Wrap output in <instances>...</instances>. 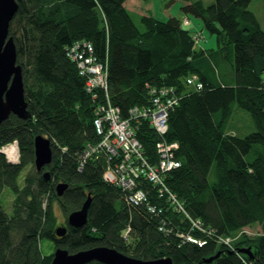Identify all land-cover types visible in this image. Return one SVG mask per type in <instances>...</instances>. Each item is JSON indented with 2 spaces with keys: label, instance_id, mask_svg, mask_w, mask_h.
Wrapping results in <instances>:
<instances>
[{
  "label": "trees",
  "instance_id": "1",
  "mask_svg": "<svg viewBox=\"0 0 264 264\" xmlns=\"http://www.w3.org/2000/svg\"><path fill=\"white\" fill-rule=\"evenodd\" d=\"M16 1L9 35L30 116L11 114L0 124V148L16 140L19 150L16 163L0 151V196L4 188L13 194L12 214L0 200V264H50L57 247L72 253L98 245L144 260L169 257L173 264H264V28L248 8L252 0H183L186 17L200 18L215 34L217 47L210 50L199 47L194 35L202 34L188 28L185 18L146 14L139 29L127 0ZM82 39L107 61L109 99L122 117L131 107L150 106V87L175 89L178 102L169 110L163 137L143 118L136 122V137L150 159L158 140L178 142L181 165L165 183L201 228L151 184L143 186L156 213L129 202L125 191L103 179L114 161L102 151L78 168L86 146L100 139L94 126L99 99L86 92L85 78L66 55V48ZM212 60L228 65V80L215 74ZM192 74L202 82L200 90L187 84ZM235 107L250 114L255 128L242 137L224 128ZM37 134L50 141L47 179L34 166ZM255 145L261 148L248 159ZM60 182L67 187L58 195ZM88 196L86 223L67 224L64 235L56 236L55 207L66 219ZM255 223L260 232L246 234L244 228ZM226 237L228 244L222 241ZM42 238L53 241L49 254L41 252ZM241 248H249L250 255L238 252ZM216 253L211 262L203 261Z\"/></svg>",
  "mask_w": 264,
  "mask_h": 264
},
{
  "label": "built area",
  "instance_id": "2",
  "mask_svg": "<svg viewBox=\"0 0 264 264\" xmlns=\"http://www.w3.org/2000/svg\"><path fill=\"white\" fill-rule=\"evenodd\" d=\"M189 23V19L185 18L184 24ZM194 38L198 42L202 36L196 33ZM66 55L76 63L79 74L85 78L86 92L94 99H99L94 109V126L100 139L97 143L86 146L79 157L78 168H82L92 154L102 151L114 161L104 170L103 179L125 191L129 202L146 204L149 212L156 213L157 208L149 204L148 190L143 186L144 183L151 184L156 187L160 195L167 192L174 208L182 212L191 221L193 227L201 228L200 221L191 218L165 183L166 175L181 165V161L176 156L178 142H167L163 138L158 140L155 143V155L153 159H150L144 154L142 144L136 137V122L140 118L148 119L155 131L163 137L168 129L169 110L178 102L175 89L169 86L150 87V106L131 107L129 116L125 118L109 99L107 61L99 60L94 55L92 43L83 39L76 40L66 48ZM187 84L195 90H200L203 86L196 74L187 77ZM101 95L103 98H100ZM9 146L16 147V156L8 155L6 149ZM0 151L5 154L8 161L18 162L19 152L16 140L2 146ZM159 229L162 230L163 227L159 225ZM185 238L198 244L204 243L190 235ZM222 241L228 244L231 238L226 237Z\"/></svg>",
  "mask_w": 264,
  "mask_h": 264
},
{
  "label": "water",
  "instance_id": "3",
  "mask_svg": "<svg viewBox=\"0 0 264 264\" xmlns=\"http://www.w3.org/2000/svg\"><path fill=\"white\" fill-rule=\"evenodd\" d=\"M16 0H0V124L11 114L21 119H27L30 112L25 99L22 67L17 63L16 48L13 37L9 35V24L17 11ZM52 160L50 141L42 134L34 137V166L41 171L44 178L49 177V171L45 168ZM66 183H58L55 190L61 195ZM91 203L88 196L79 209L70 212L65 223L58 225L55 229L56 236H62L66 232V225L81 227L87 221V212ZM240 253L250 255L249 248H241ZM219 253L204 259L211 262ZM98 261L103 264H173L169 257L155 259H139L121 253L115 248L104 245L69 252L67 249L57 247L53 251L50 264H87Z\"/></svg>",
  "mask_w": 264,
  "mask_h": 264
},
{
  "label": "rangeland",
  "instance_id": "4",
  "mask_svg": "<svg viewBox=\"0 0 264 264\" xmlns=\"http://www.w3.org/2000/svg\"><path fill=\"white\" fill-rule=\"evenodd\" d=\"M193 1V0H190ZM205 3H210L212 0H203ZM185 4L183 0H127L125 2V6L129 11L133 22L137 25L139 29H143V25L140 21V17L142 15L151 14L155 18L160 20H165L170 16H176L178 18H187L191 22L187 25L188 28L191 30H201L202 38L199 40V46L202 49H215L217 47L216 37L215 34L208 32L202 24L200 18L189 14L186 15L182 12L181 6ZM256 16L257 20L259 21L261 27L264 28V0H252L248 7ZM196 30V31H197ZM211 65L213 71L217 76L220 78H224L228 80V74L226 73V68L228 65L225 66L221 63H216L213 60L211 61ZM225 131L229 134H234L239 137H242L251 131H253L254 124L251 119L250 114L240 108L235 107L230 119L225 124ZM261 148L260 145H255L253 150L247 156L248 159L253 157L252 152L256 149ZM19 152V150H18ZM28 170L21 174L19 178V183H22L23 175ZM48 170V169H46ZM1 204L4 210L8 214H12V202H13V194L9 188H4L0 196ZM55 212L57 215V220L62 225L65 223V217L62 215L58 207H55ZM244 231L248 235H255L260 232V225L258 223L252 224L250 226H246ZM40 249L42 254L46 255L53 251V241L47 238H42L40 243Z\"/></svg>",
  "mask_w": 264,
  "mask_h": 264
},
{
  "label": "bare ground",
  "instance_id": "5",
  "mask_svg": "<svg viewBox=\"0 0 264 264\" xmlns=\"http://www.w3.org/2000/svg\"><path fill=\"white\" fill-rule=\"evenodd\" d=\"M6 152L8 153V155L10 157H13V156H16L17 154V149L15 146H9L7 149H6Z\"/></svg>",
  "mask_w": 264,
  "mask_h": 264
},
{
  "label": "crops",
  "instance_id": "6",
  "mask_svg": "<svg viewBox=\"0 0 264 264\" xmlns=\"http://www.w3.org/2000/svg\"><path fill=\"white\" fill-rule=\"evenodd\" d=\"M190 23H191V22H190ZM196 30H197V29H196ZM196 30H193V31H196ZM197 31H199V32H200L201 30H197ZM200 33H201V32H200ZM199 47H200V46H199ZM201 48H202V47H201Z\"/></svg>",
  "mask_w": 264,
  "mask_h": 264
}]
</instances>
